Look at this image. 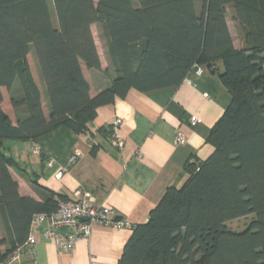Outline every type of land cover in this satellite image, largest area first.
Wrapping results in <instances>:
<instances>
[{"label": "trees", "instance_id": "16d2710c", "mask_svg": "<svg viewBox=\"0 0 264 264\" xmlns=\"http://www.w3.org/2000/svg\"><path fill=\"white\" fill-rule=\"evenodd\" d=\"M199 65L230 95L206 138L213 150L184 163L186 180L132 226L117 264H264V0H0V260L26 242L35 213L68 200L35 182L40 200L20 195L6 141L61 125L91 133L98 107L177 86ZM84 69L104 81L93 95ZM96 131L110 139L112 127Z\"/></svg>", "mask_w": 264, "mask_h": 264}, {"label": "crops", "instance_id": "0c3cea01", "mask_svg": "<svg viewBox=\"0 0 264 264\" xmlns=\"http://www.w3.org/2000/svg\"><path fill=\"white\" fill-rule=\"evenodd\" d=\"M234 45H240L237 38ZM101 65L105 67L102 60ZM200 67L201 74L193 69L177 86L131 89L124 98L98 107L91 133L77 135L61 125L34 141H6L5 152L15 161L10 172L19 194L40 200L33 182L68 199H80L82 192H88L91 204L112 208L117 219L132 225L145 222L166 187H180L186 180L184 163L203 160L213 150L206 138L230 95L216 69ZM213 68L221 71L222 63L215 62ZM83 73L95 94L104 81L97 73L85 69ZM192 115L198 118L195 125L189 123ZM116 118L121 120L117 130L124 142L119 149L96 131L113 127ZM177 132L184 134V142H176ZM92 145L97 147L91 150ZM75 152L78 155L71 161ZM59 169L61 176L55 178ZM131 231L94 223L88 237L78 240L73 249L61 251L35 229L36 243L21 264H117Z\"/></svg>", "mask_w": 264, "mask_h": 264}, {"label": "built area", "instance_id": "2783aa9c", "mask_svg": "<svg viewBox=\"0 0 264 264\" xmlns=\"http://www.w3.org/2000/svg\"><path fill=\"white\" fill-rule=\"evenodd\" d=\"M200 66L195 67L194 72L199 75L202 73ZM198 122L196 116H190L189 123L195 125ZM121 120L116 118L113 122L112 134L109 143L113 148H121L123 139L119 136L117 127ZM176 142L182 143L185 140L184 134L177 132ZM78 155L75 152L70 160L74 161ZM52 161L48 162L52 166ZM62 169L55 173V178H60ZM88 192H82L80 199H68L60 201L53 212L35 213L30 222V232L25 243L18 245L0 264H21L23 256L36 243V235L33 231L38 230L39 234L46 240L51 241L59 250L69 251L81 238L90 235L94 223L110 226L114 229L132 228V224L117 219L114 210L105 205H93L88 201Z\"/></svg>", "mask_w": 264, "mask_h": 264}, {"label": "rangeland", "instance_id": "374dc122", "mask_svg": "<svg viewBox=\"0 0 264 264\" xmlns=\"http://www.w3.org/2000/svg\"><path fill=\"white\" fill-rule=\"evenodd\" d=\"M50 10H51V14L53 16V20L56 23L55 12H54V9L52 8V6H51ZM227 21H228L229 28H233L232 21L229 19V16H227ZM91 28H92V31H93V34H94V38H95V42H96V45H97V48H98V52L100 54V58H101L102 62L104 63V66H106L107 65V61H106V55H105L104 42L99 36V28L100 27H99L98 24H93L91 26ZM252 217H253V215L249 214V215L242 216V217H239V218H236V219H231V220H228L226 222V225H227V227H229L231 229L241 230L248 224V222L250 221V219Z\"/></svg>", "mask_w": 264, "mask_h": 264}]
</instances>
